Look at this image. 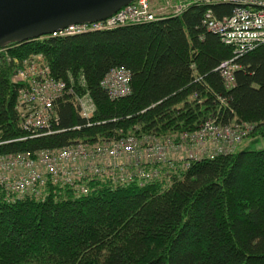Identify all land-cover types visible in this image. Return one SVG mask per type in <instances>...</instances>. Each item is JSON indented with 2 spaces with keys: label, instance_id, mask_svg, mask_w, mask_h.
Instances as JSON below:
<instances>
[{
  "label": "trees",
  "instance_id": "obj_1",
  "mask_svg": "<svg viewBox=\"0 0 264 264\" xmlns=\"http://www.w3.org/2000/svg\"><path fill=\"white\" fill-rule=\"evenodd\" d=\"M207 9L221 19L232 6L197 4L143 25L6 45L0 154L128 138L140 149L145 138L183 146L176 138L208 121L249 126L244 138L264 137V43L234 60L228 86L221 70L233 50L206 31ZM32 55L55 79L88 92L95 105L90 120L65 95L53 105V132L26 133L14 61ZM117 67L129 71L130 93L110 100L100 81ZM234 150L156 166L142 160L158 171L145 183L130 168L81 179L76 184L84 192L47 183L9 202L0 194V264H264V150Z\"/></svg>",
  "mask_w": 264,
  "mask_h": 264
},
{
  "label": "built area",
  "instance_id": "obj_2",
  "mask_svg": "<svg viewBox=\"0 0 264 264\" xmlns=\"http://www.w3.org/2000/svg\"><path fill=\"white\" fill-rule=\"evenodd\" d=\"M197 4L232 6L230 15L221 19L214 17L211 9H207L203 16L206 31L218 36L224 45L233 50L234 58L226 62L221 70L222 77L230 86L233 81L232 72L236 69L234 60L264 43V0H135L106 19L74 24L48 36H74L129 25H143L178 17L190 6ZM5 50L6 47L0 48V59L10 62V58L5 56ZM14 63V79L22 84L17 98L19 118L22 128L29 136L36 138L53 132V125H57L53 105L55 100L65 95L73 96L81 117L90 120L95 112V105L88 92H76L71 79L69 82L55 79L40 55L15 60ZM129 81V71L117 67L104 75L100 87L110 100H115L130 93ZM250 129L249 126L237 124L219 126L208 121L195 132H184L178 136L176 139L181 140L183 146L173 145L171 140L168 141L170 144L164 145L145 138L143 144L147 145L140 149V141L128 138L93 145L81 142L33 154H0V194L5 195L9 202L36 192L47 183L60 187L72 186L75 190L84 192L85 188L76 184L81 179L100 175L101 172L115 177L130 168L134 172L133 178L139 183H145L155 178L157 172L145 170L140 161L146 160L150 165L166 163L169 156L179 153V150L186 155L191 148L196 150L204 142L217 148L215 155L232 152L233 146L241 143ZM226 144L231 147H224ZM1 145L3 144L0 143ZM197 157L202 158L203 154L187 158Z\"/></svg>",
  "mask_w": 264,
  "mask_h": 264
},
{
  "label": "water",
  "instance_id": "obj_3",
  "mask_svg": "<svg viewBox=\"0 0 264 264\" xmlns=\"http://www.w3.org/2000/svg\"><path fill=\"white\" fill-rule=\"evenodd\" d=\"M135 0H0V48L106 19Z\"/></svg>",
  "mask_w": 264,
  "mask_h": 264
},
{
  "label": "rangeland",
  "instance_id": "obj_4",
  "mask_svg": "<svg viewBox=\"0 0 264 264\" xmlns=\"http://www.w3.org/2000/svg\"><path fill=\"white\" fill-rule=\"evenodd\" d=\"M216 144H219V142H216ZM146 145L147 144H145L144 147ZM224 147H231V146H228V144H226V145H224ZM215 149H217V148L214 145L210 144L209 142H207V143L204 142V143H201L199 148H196V150L191 148L190 151L186 155H184L182 150H179L178 152L183 157L186 156L188 158L190 156L195 157V154L196 155L203 154V157H208V156H213V155H215V153H217V150H215ZM232 149H235L236 151H241L244 149H248L251 151L264 150V137L256 136L254 138H250V137L243 138L242 142L233 146Z\"/></svg>",
  "mask_w": 264,
  "mask_h": 264
},
{
  "label": "crops",
  "instance_id": "obj_5",
  "mask_svg": "<svg viewBox=\"0 0 264 264\" xmlns=\"http://www.w3.org/2000/svg\"><path fill=\"white\" fill-rule=\"evenodd\" d=\"M179 157V155H175L174 158Z\"/></svg>",
  "mask_w": 264,
  "mask_h": 264
}]
</instances>
